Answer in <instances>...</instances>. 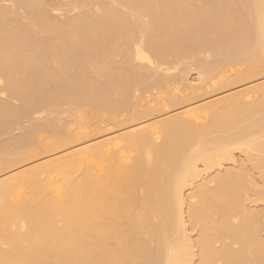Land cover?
<instances>
[{
	"label": "bare ground",
	"instance_id": "bare-ground-1",
	"mask_svg": "<svg viewBox=\"0 0 264 264\" xmlns=\"http://www.w3.org/2000/svg\"><path fill=\"white\" fill-rule=\"evenodd\" d=\"M82 142L0 178V264H264V0H0V176Z\"/></svg>",
	"mask_w": 264,
	"mask_h": 264
},
{
	"label": "rangeland",
	"instance_id": "rangeland-1",
	"mask_svg": "<svg viewBox=\"0 0 264 264\" xmlns=\"http://www.w3.org/2000/svg\"><path fill=\"white\" fill-rule=\"evenodd\" d=\"M46 2H48V3H52V2H59V1H62V0H45ZM249 84V83H248ZM246 86H248L247 84H246ZM245 87V85H242V86H240V88H244ZM225 93H219L218 95L216 94V95H214V94H212V95H209V96H213V97H208V96H206V97H208V98H202V99H200V103H202V102H205L206 100L208 101V100H210V99H214L215 97H218V96H220V95H224ZM203 99H205V101L203 100ZM203 100V101H202ZM195 102H197V103H194V105L195 104H199V102L198 101H195ZM190 105H193V104H190ZM188 107H190L189 105H185V106H182L181 108H179V109H177L178 111L177 112H180V111H183V110H185V109H187ZM183 109V110H182ZM174 111V110H173ZM171 111V112H168V113H160V114H157V115H154V116H151V117H149V118H147L148 119V121H147V119H145L146 121H143L142 120V122H151V121H155L157 118L158 119H164V118H166V117H168L169 115L171 116V115H174V114H176V111ZM171 113V114H170ZM168 115V116H167ZM166 116V117H165ZM169 116V117H170ZM155 119H154V118ZM160 117V118H159ZM157 119V120H158ZM134 125V123L133 124H130L128 127H131V126H133ZM122 127V129L121 128H118V129H114L113 131H110V132H106V133H103V134H100V135H98V136H96L95 138H93V141L95 142H98V141H101V139L103 140V139H105V138H107V137H110L111 135L110 134H112V135H114V134H117L118 132H120V129H121V131L123 132V131H125L124 129H126V128H128V127ZM117 131V132H116ZM113 132H115V133H113ZM121 133V132H120ZM85 142H82V143H80V144H77V145H74L72 148H69V149H65V151L64 150H62V151H59V153L58 152H53V153H50L49 154V156L48 155H46L45 157H41V158H39V159H37V161L36 160H34V161H31V162H29V163H27V164H25V166L23 165H21V166H19V167H16L15 169H13V170H11V171H9L8 173L7 172H5V173H2V175L0 176V178H2L3 176L5 177V176H7V175H9V174H11V173H14V172H16V171H19V170H21V169H23V168H26V167H30L31 165H33V166H35L36 164H38V163H40V162H42V161H44V160H47V159H53V157H57L58 155L60 156V155H62V154H65V153H67V152H69V151H71V150H73V149H75V148H77V147H79V146H81V145H83ZM64 151V152H63ZM238 152V151H237ZM236 152V156L238 157H236V159H239V161H240V158H241V155H240V152H238L237 153ZM240 157V158H239ZM39 160V161H38ZM238 161V160H237ZM238 161V162H239ZM226 163V165L227 166H233L234 165V163L233 162H230L229 161V163L228 162H225ZM237 164V163H236ZM218 171V167H216V171H215V169L213 170V171H211V173H215V172H217ZM251 172H252V174L254 175V177H256V178H258L259 179V172H258V170H255V169H252L251 170ZM7 173V174H6ZM257 173V174H256ZM256 174V175H255ZM258 183H259V185H260V187H262L263 188V190H264V185L262 184V182H261V180L259 179V181H258ZM189 192V190L186 192V193H188ZM253 194V193H252ZM263 201V202H262ZM245 204L250 208V209H255V210H258V211H260L262 214H263V217L261 218V220L263 219L264 220V199H262V200H259V199H257V201H256V197L255 196H253V195H251L246 201H245ZM255 205V206H254ZM262 220V225H261V230H262V232H261V235H262V237L264 238V221ZM196 233V232H195ZM194 235V234H193ZM196 235V234H195ZM194 235V236H195Z\"/></svg>",
	"mask_w": 264,
	"mask_h": 264
}]
</instances>
